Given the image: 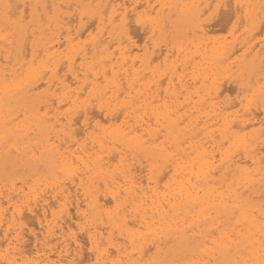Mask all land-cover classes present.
Segmentation results:
<instances>
[{
	"label": "bare ground",
	"instance_id": "6f19581e",
	"mask_svg": "<svg viewBox=\"0 0 264 264\" xmlns=\"http://www.w3.org/2000/svg\"><path fill=\"white\" fill-rule=\"evenodd\" d=\"M200 3L0 0V264H260L264 0Z\"/></svg>",
	"mask_w": 264,
	"mask_h": 264
},
{
	"label": "rangeland",
	"instance_id": "374dc122",
	"mask_svg": "<svg viewBox=\"0 0 264 264\" xmlns=\"http://www.w3.org/2000/svg\"><path fill=\"white\" fill-rule=\"evenodd\" d=\"M194 1V3H200L202 0H193ZM201 5L200 6H202L203 5V3H200ZM230 4V3H229ZM224 12H223V11ZM222 10H221V8L218 10V14L217 13H214V15L213 14H211L210 15V13H208V11H206L205 12V14L203 15V18H204V25H206L205 26V28H206V30H207V34H206V36L208 37V38H210V39H216V40H219V41H223V40H226V41H229L231 38H232V35H231V32H230V29H231V27H232V22H234V20H235V17L233 16V15H231V14H233L232 13V9H230V10H226L225 11V9H223L222 8ZM220 12H222V13H220ZM228 12H230V14H228ZM209 14V15H208ZM215 15H216V17H215ZM226 15V16H225ZM228 15V16H227ZM213 16V18L211 19V17ZM218 16V17H217ZM222 16H223V18H222ZM231 17V22L230 21H228L227 19H228V17ZM234 17V18H233ZM218 18V21L216 20ZM219 18L221 19V20H219ZM207 19V20H206ZM210 19V20H209ZM212 20V21H211ZM226 20V21H225ZM220 21V22H219ZM207 24H206V23ZM208 22H209V24H208ZM217 22L219 23V24H217ZM227 22V23H226ZM214 23V24H213ZM213 24V25H212ZM263 25V27H264V23H262ZM207 25H209V27H211V29L207 26ZM211 25V26H210ZM216 25V26H215ZM261 26V27H262ZM135 27H136V30H137V32H138V29H139V27H137V26H132L131 27V30H132V28H134V32H132V33H134V36H133V40L135 41L136 40V42H135V44H137V45H140V46H138V47H140V48H142L143 47V45L145 44V40H146V38L143 36V32H142V30L141 29H139V32L137 33L136 32V30H135ZM238 27H239V25H238ZM262 27V28H263ZM209 30H208V29ZM213 28H214V30H213ZM262 28H260V30L258 31H256V33H255V35H254V39L253 40H258V39H261V38H263L264 37V28L262 29ZM237 29V28H236ZM239 29V28H238ZM237 29V30H238ZM219 32V33H218ZM258 32V33H257ZM239 33V31H237L236 33H235V36H237V35H239L238 34ZM133 35V34H132ZM137 37H139L140 38V40H139V38H137ZM143 39V40H142ZM138 40V41H137ZM142 40V41H141ZM139 42V43H138ZM142 52V50L140 49L139 51H138V53H141ZM196 60H198V58H196ZM223 80H227V81H223ZM230 81V82H229ZM220 82L222 83V82H225L224 84L222 83L221 84V86H220V89L221 88H224V91L223 92H221V94H220V97L218 98V100H225V99H228L229 97V101H233V100H237L238 98L237 97H239L240 96V94H238V90H237V88L234 86L235 85V83L232 81L231 82V80L230 79H227V78H223V79H221L220 80ZM229 83V84H228ZM223 85V86H222ZM232 85H233V88H232ZM162 86H164V83L162 84ZM197 86V85H196ZM228 86V87H227ZM235 87V88H234ZM229 89V90H227V89ZM232 88V89H231ZM222 90V89H221ZM227 92H226V91ZM226 92V94H223V93H225ZM94 115V114H93ZM93 115H92V117H93ZM96 116V114L94 115V119L93 118H91V119H93V120H100V122H104V123H102V124H105V125H108V121H105V119H104V116L103 115H100V117H97L98 116V114H97V116ZM104 119V120H103ZM102 120V121H101ZM81 125H82V123L80 122L79 123V125H78V123L74 126L75 127V129L76 130H79L80 131V127H81ZM263 153H264V151H263ZM28 218H30L29 220H27V222H26V220H25V222H26V224L28 225H25L24 227L25 228H30V229H34V231L33 232H38V226H36L37 225V222L33 219H31L32 217H28ZM30 222V223H29ZM33 223V224H32ZM35 223V224H34ZM32 225V226H31ZM36 227H37V229H36ZM23 229V232L25 233H28V234H30L29 233V231L27 230V229ZM26 230V231H25ZM26 235V237H25V242H28L29 243V241L30 240H32V237H30L29 238V235H27V234H25ZM31 235V234H30ZM0 238H1V234H0ZM26 238H27V241H26ZM28 238H29V241H28ZM28 243H25V244H27V246L28 245H30L29 247H31L32 245L31 244H28ZM30 243H31V241H30ZM83 244V243H82ZM27 246H26V248H27ZM83 246L85 247L86 246V243H84L83 244ZM84 247H83V249H82V254H83V250H84ZM87 247V246H86ZM85 247V249L86 250H84L85 251V253L83 254V256L85 257L86 255L85 254H87L86 252H88V250H87V248ZM90 263V261L88 260V261H83V264H89Z\"/></svg>",
	"mask_w": 264,
	"mask_h": 264
},
{
	"label": "snow or ice",
	"instance_id": "6c2138e0",
	"mask_svg": "<svg viewBox=\"0 0 264 264\" xmlns=\"http://www.w3.org/2000/svg\"><path fill=\"white\" fill-rule=\"evenodd\" d=\"M213 6L212 5H208L207 8L211 9ZM216 9H220V8H224L225 10L229 9L231 6L227 3H224V4H217L216 6ZM239 7V6H238ZM11 8V5L9 4H5L4 5V9H5V13L4 15L6 17H9L10 16V13H9V9ZM240 18L237 17V20H239ZM228 21L231 22V17L229 16L228 17ZM138 24L141 23V20L138 18L137 21H136ZM242 22V21H241ZM235 24V22H232ZM79 264H83V262H79ZM260 264H264V257H262L261 261H260Z\"/></svg>",
	"mask_w": 264,
	"mask_h": 264
}]
</instances>
